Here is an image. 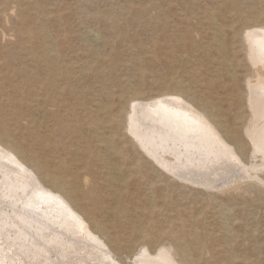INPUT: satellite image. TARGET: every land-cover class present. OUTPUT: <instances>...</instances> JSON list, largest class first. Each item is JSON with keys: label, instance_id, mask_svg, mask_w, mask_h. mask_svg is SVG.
<instances>
[{"label": "rangeland", "instance_id": "1", "mask_svg": "<svg viewBox=\"0 0 264 264\" xmlns=\"http://www.w3.org/2000/svg\"><path fill=\"white\" fill-rule=\"evenodd\" d=\"M232 1L0 0V136L40 177L65 181L120 264L142 246L166 247L176 263L264 264V149L245 134L252 65L245 40L228 36L264 14V0ZM172 82L247 141L241 163L191 166L184 179L142 151L126 129L128 99ZM191 237L201 250L180 251Z\"/></svg>", "mask_w": 264, "mask_h": 264}, {"label": "bare ground", "instance_id": "2", "mask_svg": "<svg viewBox=\"0 0 264 264\" xmlns=\"http://www.w3.org/2000/svg\"><path fill=\"white\" fill-rule=\"evenodd\" d=\"M245 21L240 26L236 24L228 36H240L246 43L247 61L252 65L246 82L247 97L254 116H250L245 134L256 149H264V27L259 25L264 14L260 12L252 21ZM220 58L228 63L224 53ZM46 60L54 62L53 58ZM237 73L235 68L228 71L231 81L240 80ZM176 87L172 82L169 92L144 99L133 93L128 99L126 129L142 151L163 170L180 178L191 166L201 169L221 158H226L227 163H241L238 155L247 141L244 143L222 119L174 93ZM3 141L0 136V264H120L92 231L65 181L54 176L40 177L28 163L33 157L20 158L23 151ZM29 187L35 191L31 190V197L26 194ZM179 242L180 251L201 250L194 237L187 243ZM134 258L135 264H187L172 261L166 247L150 255L142 246Z\"/></svg>", "mask_w": 264, "mask_h": 264}]
</instances>
